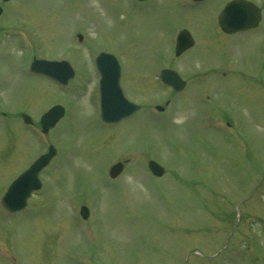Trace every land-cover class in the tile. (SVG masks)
I'll return each mask as SVG.
<instances>
[{
    "label": "rangeland",
    "instance_id": "rangeland-1",
    "mask_svg": "<svg viewBox=\"0 0 264 264\" xmlns=\"http://www.w3.org/2000/svg\"><path fill=\"white\" fill-rule=\"evenodd\" d=\"M221 2L210 0L187 13L177 0L3 3L0 194L45 148L44 137L34 145L9 115L26 110L37 120L56 102L66 111L50 133L59 153L39 173L42 186L16 214L3 211L11 215L0 218L5 251L23 264H77L75 258L82 264L86 257L100 264H258L249 253L255 249L264 257V18L261 28L217 35ZM179 26L192 32L196 44L175 58L171 36ZM18 33L33 39L36 57L71 63L72 91L61 93L26 71L31 46ZM98 50L120 59L125 96L144 104L143 110L169 98L162 112L153 111L156 119L138 113L110 128L92 121L88 98L95 97ZM158 65L179 70L185 89L170 94L155 86ZM238 69L247 78H239ZM219 70L226 74L220 77ZM208 104L210 114L201 116ZM213 116L231 128H218ZM125 158L122 173L110 179L109 165ZM148 158L164 166L161 177L150 174ZM80 203L89 208L91 241L74 221L82 222ZM0 264H7L1 251Z\"/></svg>",
    "mask_w": 264,
    "mask_h": 264
},
{
    "label": "water",
    "instance_id": "water-1",
    "mask_svg": "<svg viewBox=\"0 0 264 264\" xmlns=\"http://www.w3.org/2000/svg\"><path fill=\"white\" fill-rule=\"evenodd\" d=\"M243 3V2H242ZM233 4L230 5L226 8L225 10V16L222 17V15L219 16V22L220 25L222 27L223 30L225 31H232V30H237V29H241V28H246L249 26H252L253 24H255L257 22V16L255 15V12L253 10V8L251 6H248L246 4ZM240 7V8H239ZM235 13L236 16V20L235 19H231L232 17L229 16ZM229 16V17H228ZM239 17V18H238ZM182 36V35H181ZM182 39V38H181ZM189 42V41H188ZM187 42V43H188ZM191 42H189L190 44ZM97 63L98 65L102 68L103 72L106 75L105 78V90L108 91L109 89L113 88V87H117L116 85V70H117V66L115 63L112 62L110 55L105 54V56H103L102 58L99 57L97 59ZM49 65V64H47ZM62 64H51L49 65L50 67H56V66H60ZM115 75V76H114ZM165 75L168 76L169 73L165 72ZM108 95L107 93L105 94V99H107ZM110 103V102H109ZM113 105V104H112ZM127 107L129 108L127 112H130L132 110V105L126 104ZM126 105H123V109L125 110ZM115 106V105H113ZM114 114H115V118H119L121 116H123V114L125 112H123L122 110H113ZM110 116V115H109ZM44 162V161H43ZM42 161H38V164L36 165L37 168L35 169V171L42 165L44 164ZM121 163H116L114 165L111 166L110 168V175L111 176H115L120 170H121ZM161 172V170L159 171ZM24 177V181L26 183V186L23 185H18L17 188V192L15 194H11L10 192H8L7 194L12 197V198H18L19 200V206L22 205V200L25 198V196L28 194V191L31 187V178L32 175L29 174L28 172H26L21 179ZM35 186L38 184L35 179L33 180ZM22 187L24 188V190H21ZM10 193V194H9ZM6 194V195H7ZM83 215L86 216V209L83 208Z\"/></svg>",
    "mask_w": 264,
    "mask_h": 264
}]
</instances>
